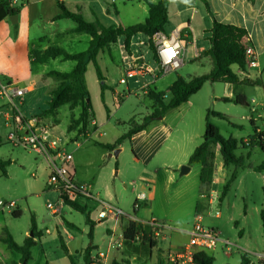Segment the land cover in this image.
Listing matches in <instances>:
<instances>
[{
  "label": "crops",
  "instance_id": "crops-1",
  "mask_svg": "<svg viewBox=\"0 0 264 264\" xmlns=\"http://www.w3.org/2000/svg\"><path fill=\"white\" fill-rule=\"evenodd\" d=\"M157 1L158 0H10L8 3L6 0H0V81L11 82L17 85L18 83H23L25 85L22 87L27 88V92H32L34 90V83H32L34 72H36L35 74L40 78L44 73L46 74L47 71L69 72L73 69L75 65L74 61L56 57L45 58L46 60L39 62L35 61L32 56L42 51L41 55L43 57V53L50 47L62 48L68 53H79L87 49L90 36L83 32H73L72 30L76 25L70 19L56 18V16L61 13L58 7L59 3L68 11L80 14L86 22L97 21L104 27L112 25L129 27L145 23L149 16L148 3H156ZM206 2L208 3V10L200 0H180L175 3H170L167 6V23L164 26V32L159 34L169 38L176 31H179L185 44H188V47L192 50V56L188 57L187 60L190 63L193 62L198 65L194 61L202 56V53L209 48L210 45L206 40L208 36L207 31L211 28L213 19H216L219 22L236 25L246 30L247 36L243 38L241 42L244 47L251 46L253 48L256 53V65L260 64L259 59L261 55H264V0H206ZM17 8L18 13L14 14L16 15V22L13 24L10 22L12 14L9 15L8 11L9 9L14 10ZM44 9L49 10L47 19H45L43 14ZM187 12H189V15L186 18L183 14ZM198 13L201 14L200 19L204 23L200 39L195 36V29L192 23V20ZM69 21L72 24H69ZM47 25H49V27H47ZM112 46L116 47L117 52V59L114 66V69L117 70L116 73L120 72L126 77V72H134V75L130 76V79L133 78L132 81L128 82V80L124 79L125 82L121 83L120 81L123 79L122 76H107L110 73L113 74L114 71L112 68L108 71V67L103 68L101 66L100 57L105 58V55H107L110 60L113 61V57L110 54ZM75 48H81V51H75ZM48 62L56 63V70H48L45 68L44 66ZM96 62L103 78L102 81L97 79L96 73L95 76L93 75V69L95 71V68L92 63L86 65L84 73L85 85L89 93V102L93 112V117L84 133L81 131V125H76L71 129L69 128L72 120L79 117L82 104H78L74 107L65 104L57 108L54 113H38L34 114L32 117L38 120L37 123L39 127L47 129L45 134L48 139L58 141L60 145L59 150L62 153L74 154V161L67 164V169L73 178L79 182H92L90 191L93 195L96 196L98 200L112 205L114 204L112 201L115 197L107 187L103 189L100 182L105 178L107 168L110 169L111 173L114 172L115 175L121 173L119 157L124 151V145L127 143L128 151H130L132 155V166L135 169L141 168L143 174V177L138 174L135 175L133 179H129L126 184L122 185L124 188L130 187L134 193L131 211L130 213H126L114 204V208L119 210L120 213L113 211L112 213H108L106 218L98 219L97 213L100 210V203L94 199L79 198L76 203L85 208L86 213L84 215H88L90 225L92 226V238H88L89 244L83 247L78 254L76 253L77 251L74 252V254H76L75 257L71 255L72 252L69 249V242L77 239L79 235L82 236L86 234L88 237L90 226L86 220L83 226H77L62 217L54 221L53 229L45 228V234L48 235V237H45L41 231L36 229L35 218L32 216L34 219V232L36 233V236L32 237L31 219L29 225L27 224L25 227L19 229L16 224L23 215V211L19 204L10 200L15 203L14 210H7L10 216H6L4 211H0V264H20L21 259L19 253L8 249L1 241L5 236V230L18 245H22L27 237L33 238L35 245L30 248V260L27 264H32L34 262L33 251L36 248L39 249L37 251V258L42 264H51L54 259H67L71 264L70 257L74 264H84L83 254L88 246H92V251L90 253L91 264H112V262L118 264H157L159 257L164 260L163 257L167 252L180 249L187 241L185 234L179 233L174 229L169 230L176 232V235L170 236L169 238H166V234L163 233L164 231L155 234L151 229L146 233L145 239L135 237L130 244H125L123 241V231L129 221H135L144 225L145 222L152 219L161 223L158 217L153 213L152 204L150 203L155 199L156 182L161 170L164 169L167 181L172 180L174 177L173 173L170 172L171 164L168 163V160H179V164H184L189 167V171L191 170L192 165L187 164L188 159L193 150L202 143L203 135L197 141L194 139V143L190 147V141L192 139L191 134L188 130L185 131L183 127H180L181 121L176 123L166 121L167 114L173 109H180L182 105L187 103L190 97L177 107L168 109L163 115H160L161 118L157 116L149 119L143 130L132 134L118 144L112 151H108L101 147L100 143L115 145L117 139L127 132L121 134L118 132L117 127L126 124L129 125L127 122L133 121L131 120L132 118L128 119V121L121 119L124 112L122 106L129 100L128 98L134 97L135 101L138 102L141 95L146 97L148 99L149 110H151L155 104L148 96V92H153L154 94L164 92L167 96L169 86L176 79L167 82L165 80L167 76L160 74L158 71H152L155 67L159 69V66L157 63H154L152 54L148 48V37L143 34H137L132 37L128 49L125 48L124 38H118L114 44L110 45L109 50H103L97 53ZM251 67L253 66H250V68ZM134 68H136V70ZM248 68L249 66H247L245 71H241L236 65L231 66L232 71L240 78L260 81L259 85L246 86L242 89L248 104V106L244 108L248 109L250 112L248 121L251 132H249L246 137H254L259 133L264 134V76H251ZM257 72L256 70L254 74H257ZM43 81L44 83L42 84H44L49 91L57 84L56 81L47 76ZM122 84L125 86L122 87ZM222 84H224V93L218 101L227 106H235V104L231 102L224 101L225 98H233L232 86L227 83ZM101 86H104L102 90ZM92 91L95 94L94 100L96 101L97 96L99 98L97 108L94 106V100H92L91 97ZM250 91H257V96H251ZM120 97L122 100H119ZM5 109V103L0 100V111ZM60 109H64V114L68 118L65 128L60 132L64 133L65 131L63 139L56 133L57 126L60 124L58 116ZM219 114H222L225 118H218L227 119L226 114ZM49 116H52L51 120H48ZM0 120L1 126L6 128L8 132L9 128L6 126L2 116H0ZM232 127L239 130L241 126L232 123ZM111 131L114 132L113 137L109 140L105 139L107 132ZM235 140L238 143L236 155H241L240 153H246L247 151L251 152L245 155L248 156L245 161L246 167H239L236 169V178L232 182L226 196L220 199L223 185L226 182L227 166L223 165L219 147L215 146L214 155L216 171H213V174L216 175L217 173L218 177L214 176L211 187H213L215 181L221 187L218 191L212 190L211 188L210 193L212 194L213 192V194L219 197L217 205L220 210L225 209V207L230 208L231 204L228 199L229 197H233V199L238 201L240 207L238 215H233L231 220L237 229V241L241 245V251L249 256L250 264H252L253 259L248 249V239L250 237L251 206L254 203L252 201L253 191L251 187H249V181L251 179L259 180V187L262 193H264V170L256 172L252 169V167L264 161V152H262L256 144L253 145L254 148H250L251 144H245L243 149H240V139ZM254 141L257 142L256 139ZM260 141L264 142V136H262ZM8 142L13 147H17L10 141ZM183 148H188V150L183 153ZM116 149L119 151L117 156H114L113 152ZM28 152L35 153L33 151ZM35 155L42 156L47 161V172L49 175L50 160L44 155L37 153H35ZM255 157H261L258 159V164L248 163L250 158L253 159ZM116 158L117 160H115ZM3 161H7L8 164L5 168V173L0 171L2 175L7 177V167L10 165L11 161ZM54 161L56 163L59 162L57 157L54 158ZM248 166H251V168ZM115 167L117 169L113 171ZM199 169L200 167L198 168V174ZM144 174L146 175L144 176ZM139 192H143L146 199L135 209L133 208V202L136 194ZM45 193L50 192L46 191ZM199 203L202 206L205 205L203 200H200ZM64 205L67 209L66 211L70 212V210H73L65 203ZM262 206L258 209L259 216L261 213H264V207ZM90 207L94 209L93 212L88 210ZM53 209L49 210L51 214L56 215L59 210L55 207H53ZM13 212H19V216L14 217L12 215ZM220 214L217 212V217ZM101 226L104 227L105 236L98 239L97 230ZM60 239L67 253L61 249ZM165 240L168 241L167 245L162 247L161 241L163 242ZM48 241L53 242L56 248L57 245L59 246V254L51 251L50 245L48 246ZM150 242L152 245H150ZM11 251H13V254H11ZM8 255L10 256L9 260H7ZM260 257L264 256L259 254L255 256L256 259ZM256 263L261 264L258 261H256Z\"/></svg>",
  "mask_w": 264,
  "mask_h": 264
},
{
  "label": "rangeland",
  "instance_id": "rangeland-1",
  "mask_svg": "<svg viewBox=\"0 0 264 264\" xmlns=\"http://www.w3.org/2000/svg\"><path fill=\"white\" fill-rule=\"evenodd\" d=\"M43 14L45 19H47L49 10L44 9ZM188 15L189 12L183 14L186 18ZM200 15L201 14L198 13L192 20L195 29V36L198 39H200L202 28L204 27V23L201 21ZM69 24L72 23L70 22ZM47 27H49V25H47ZM188 46V44H184L183 66L174 72L166 74L165 76L167 77L165 80L167 82L177 79V77H182L183 79L188 80L193 76H199L209 71L210 61L207 57L200 56L194 61L199 66L193 62L190 63L187 60L188 57L192 56V50ZM74 50L81 51V48H75ZM41 54L42 51H39V53H35L32 56L35 61L43 62L46 59L42 57ZM110 54L113 57V61L110 60L107 55H105V58L100 57L101 66L103 68L108 67V71L112 68L115 72H113V74L110 73L107 76H122L123 79L128 80V82L132 81L133 78L130 79V77H125V75L120 72L116 73L117 70L114 69L117 59L115 46H112ZM259 63L260 64L256 66L248 68L251 76H264V55H261ZM44 67L48 70H56V63L48 62ZM134 69L136 70V68ZM256 70L258 72L257 74H254ZM35 73L36 72H34L33 76L34 82L32 81V83H34V90L32 92H25L21 96L20 100V110L27 118L45 110L50 97L49 89L42 84L44 83L43 80L46 79V74L44 73L43 76L39 78V76ZM93 75L95 76L94 69ZM18 85L22 87L25 84L18 83ZM121 86L123 87L125 85L122 84ZM223 93L224 84H211L207 82L197 93L190 96L187 103L182 105L180 109L171 110L166 116V121L170 123L181 121L180 127H183L185 131L188 130L191 134V147L194 143V139L197 141L203 135L206 113L208 111L224 113L226 114L227 119H220L212 115L208 118L209 121L218 128L219 134L223 138L232 136L237 140L240 139V149H243L245 144H251L250 148H254L253 145L256 144L252 139L254 137H246L248 133L251 132L248 121L250 115L249 110L236 105L227 106L218 101V99L223 96ZM257 94V91H250L251 96L255 97ZM94 96L95 94L92 91V100H94ZM169 98L170 95L167 94L163 102L167 103ZM128 99L129 100H127L122 106L124 112L121 119L124 121H128V119L132 118L131 120H133L136 124H141L143 123L144 118L152 117L157 109V105L154 103L155 106L153 109L149 110L148 99L142 95L140 96V100L138 102L135 101L134 97H129ZM119 100H122V98L120 97ZM98 102L99 98L97 96L96 101H93L96 108ZM58 116L60 124L57 126L56 133L63 139L65 131L64 133L60 132H62L65 128L68 118L64 114V109L59 110ZM51 118L52 116H49L48 120H51ZM127 123L130 122L128 121ZM232 123L239 124L241 126L240 129L237 130L235 127H232ZM128 128L129 125L127 124L117 127L118 132L121 134L125 133ZM113 133V131L107 132L105 139H111L113 137ZM6 135L7 129L1 126L0 120V159L11 161L10 165L7 167V177L2 175V172L0 171V200L5 202L12 200L20 205L23 215L19 221H17V227L21 229L27 224L29 225L32 216L35 218L36 229L41 231L45 237H48V235L45 234V228L53 229L54 221L59 220L62 217L77 226H83L85 224L86 216L74 210H70V212L66 211L67 209L60 199L58 192L52 188L48 190L46 187V179L48 175L47 161L42 156H37L35 153L28 152V150H24L21 147H13L6 140ZM187 150L188 148H183L182 151L185 153ZM213 152L215 153V148L213 149ZM248 153L250 154L251 152L247 151L246 153L243 152L240 154L245 156ZM131 157L132 155L130 151H128V145L126 143L124 145V151L119 157L121 173L119 175H115L114 172L111 173L110 169L107 168L106 176L100 182L102 188L104 189L107 187V189L115 197L112 203L126 213H130L131 211L134 193L130 187L124 188L122 185L126 184L129 179H133L137 174L143 177L141 168L135 169L132 166ZM259 158L261 157H255L253 159L250 158L248 163L250 162L251 164L256 165L259 163ZM115 160H117V158ZM178 161L168 160V163L171 164L170 172H172L174 176L172 180H166V173H164V169H162L161 173L158 175L155 199L150 203L152 204L153 213L156 217H158L162 225L168 228L189 227L193 223L195 216L201 215L204 226L212 227L215 229V232L218 234L220 239L231 244L229 251H226L220 243L216 245L215 249L210 251V254L214 257L213 264H239L240 254L242 253L241 245L237 241V229L231 220L233 215H238L240 209L238 201L233 199V197H229L228 199L231 204L230 208L225 207V209H222L223 211L220 210L217 205L219 197L213 194V192L211 194L210 190L212 188V190L218 191L221 186L216 183V181L213 187L210 186L206 188V186L201 185L198 180L199 167L197 165H192L191 170L187 174L180 175V167L184 164H179ZM213 167L214 171H216L215 155L213 159ZM116 169L117 168L115 167L113 171ZM233 170L234 167L232 165L226 167V180L229 178ZM145 175L146 174H144V176ZM214 176L218 177V174L216 173V175H212V181ZM259 185V180L251 179L249 181V187H251V190L253 191L252 201L254 203L251 206L250 237L248 239V249L251 253V258L253 259L252 264H257L256 261L264 264V257H260L259 259L255 258L258 254L264 256V232H262L258 212V209L264 205V193H262ZM46 191L50 193H45ZM200 200L205 202L204 206L200 205ZM48 202L59 210L56 215L51 214L50 210L46 207ZM88 210L93 212L94 209L90 207ZM7 212V210H4L6 216H10ZM217 212L219 214L221 212L218 217ZM163 231L162 232L166 234V238L176 235V232L169 229H164ZM103 236H105V232L104 227L101 226L97 230V238L100 239ZM167 242V240L163 242L161 241V246L165 247ZM88 244L89 240L87 235H79L77 239L69 242V249L72 252L71 255L76 257L74 252L77 251L76 253L78 254L81 249L86 247ZM49 245L52 252L59 254L60 248L58 245L56 248V245H54L53 242L48 241V246ZM38 250L39 249L36 248L33 251L34 262L32 264H42V262L37 258ZM11 254H13V251H11ZM7 257V260H9L10 256L8 255ZM51 264L70 263L67 259H54Z\"/></svg>",
  "mask_w": 264,
  "mask_h": 264
},
{
  "label": "trees",
  "instance_id": "trees-1",
  "mask_svg": "<svg viewBox=\"0 0 264 264\" xmlns=\"http://www.w3.org/2000/svg\"><path fill=\"white\" fill-rule=\"evenodd\" d=\"M8 3L10 0H6ZM180 0H158L156 3L149 2V16L145 23L136 24L129 27L122 26H108L104 27L99 22H86L82 16L78 13L68 11L61 3L58 7L61 13L56 18H67L75 23L76 27L73 32H83L90 36V41L87 49L79 53H68L66 50L58 47H50L44 53V58H56L61 57L64 60L74 61L75 65L69 72L49 71L46 73L47 77L53 78L57 84L49 91V100L47 107L43 110L42 114H51L56 111L62 105L69 104L74 107L78 104H82V110L79 117L72 120L69 128L76 125H81V131L84 133L89 125L91 118L93 117L92 107L89 102V93L87 91L84 73L86 65L92 63L95 68L97 79L102 81V75L99 66L96 62V55L99 51L109 50L110 45L114 44L118 38H124L125 48L128 49L132 37L137 34H143L148 37V48L152 54V58L155 63H159L158 56L156 54V48L153 43V36L157 33L164 32V26L167 23V6L170 3H175ZM205 8L208 10V3L206 0H200ZM9 15L18 13V8L8 11ZM208 36L206 40L210 45L203 53V57H207L210 61V70L202 75L192 77L189 80H184L181 77L177 79L169 86L168 94L170 98L167 103L163 100L166 93L148 92V96L157 105V109L152 117L144 118L143 123L136 124L134 121L129 123V128L125 134L117 139L115 145L101 144L100 146L112 151L118 144L124 139L130 137L132 134L143 130L149 119L163 115L168 109L177 107L179 104L187 101V99L195 94L205 82L210 83H227L232 86L233 98H225L224 101L231 102L241 107H247L246 98L242 92V89L246 86H256L260 84L259 80H250L248 78H240L231 69L232 65H236L241 71L246 69L245 60V47L242 44V39L247 36V32L244 28L222 23L213 19L211 28L207 31ZM104 86H101V90ZM217 116L225 118L222 114L207 112L205 119V129L203 134V141L198 145L190 155L187 164L198 165L200 167L198 179L201 185L206 188L211 186L212 175L214 171L213 159L215 146L219 147V153L222 158L224 166L232 165L234 167L233 172L223 185L220 199L226 196L230 186L237 175V168L246 167L245 161L248 156L236 155L238 143L233 138H223L218 131V128L209 121V116ZM264 134H256L253 140L256 139V145L264 152V142L260 141ZM8 162L0 160V170L5 173V168ZM251 168V166H248ZM256 172L264 170V161L259 165L252 167ZM63 203L68 205L73 210L85 214V208L80 206L76 202L67 200L61 196ZM19 212H13L14 217H18ZM261 227L264 232V213H261ZM86 221L89 224L88 238H92V226L90 225L88 215H86ZM34 219L31 217V233L32 237L36 236L34 232ZM151 230L149 226L142 225L135 221H129L126 228L123 231V241L125 244H130L135 237H141L145 239L146 233ZM32 237H27L22 245H18L12 237L6 232L1 241L7 246L8 249L13 250L21 255L20 264H27L30 260V248L35 245ZM150 245L152 243L150 242ZM61 249L67 253V250L60 239ZM92 246H88L84 250L83 260L84 264H91L90 253ZM71 264L73 263L70 257ZM194 264H213L214 257L209 251H200L194 255ZM112 264H118L112 262ZM157 264H163V260L159 257ZM239 264H250L249 256L243 252L240 254Z\"/></svg>",
  "mask_w": 264,
  "mask_h": 264
},
{
  "label": "built area",
  "instance_id": "built-area-1",
  "mask_svg": "<svg viewBox=\"0 0 264 264\" xmlns=\"http://www.w3.org/2000/svg\"><path fill=\"white\" fill-rule=\"evenodd\" d=\"M156 48V54L159 59V69L154 68L152 71H158L162 75L174 72L183 64L184 44L185 41L176 31L169 38L162 34H155L152 38ZM245 60L247 66H256V53L251 46H246ZM134 75V72H126V77ZM125 82L124 79L120 81ZM28 89L20 87L11 82L0 81V100L5 103V110L0 111L6 126L7 140L14 146L22 149L33 151L37 154L46 156L50 160V172L46 179V187L58 192L59 197H65L67 200L76 202L79 198L94 199L100 203V210L97 213L98 219H104L108 213L116 210L110 203L100 201L90 191L92 182H79L69 173L67 164L74 161L73 153H62L57 140L48 139L46 136L47 129L38 126V120L34 117L26 118L20 110L21 96ZM57 157L58 163L54 161ZM146 196L143 192L136 194L133 208H138ZM62 200V199H61ZM47 208L53 209L51 203H47ZM14 210L15 203L12 201L0 200V211ZM54 210V209H53ZM144 225L149 226L155 234L162 232L164 229H174L175 231L185 234L186 243L178 250L167 252L164 255V264H194V255L200 251H212L220 243L226 251L230 250L231 244L219 238L215 229L204 226L201 215H196L193 223L187 228H168L162 223L155 220H148ZM102 255V254H100Z\"/></svg>",
  "mask_w": 264,
  "mask_h": 264
},
{
  "label": "water",
  "instance_id": "water-1",
  "mask_svg": "<svg viewBox=\"0 0 264 264\" xmlns=\"http://www.w3.org/2000/svg\"><path fill=\"white\" fill-rule=\"evenodd\" d=\"M10 22L11 23H15L16 22V15H11V17H10ZM158 118H161V116H158ZM118 149H116L114 152H113V155L114 156H117V154H118ZM189 172V167L188 166H186V165H182L181 167H180V175H185V174H187Z\"/></svg>",
  "mask_w": 264,
  "mask_h": 264
}]
</instances>
